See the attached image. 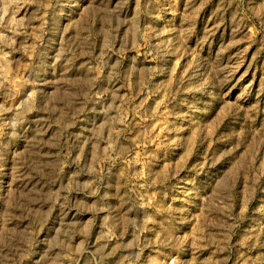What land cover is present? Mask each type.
Masks as SVG:
<instances>
[{"label": "rangeland", "instance_id": "374dc122", "mask_svg": "<svg viewBox=\"0 0 264 264\" xmlns=\"http://www.w3.org/2000/svg\"><path fill=\"white\" fill-rule=\"evenodd\" d=\"M0 264H264V0H0Z\"/></svg>", "mask_w": 264, "mask_h": 264}]
</instances>
